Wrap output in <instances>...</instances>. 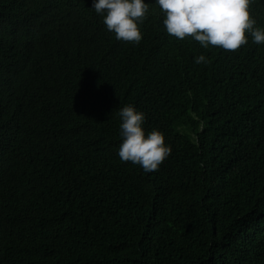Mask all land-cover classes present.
<instances>
[{"label":"trees","instance_id":"trees-1","mask_svg":"<svg viewBox=\"0 0 264 264\" xmlns=\"http://www.w3.org/2000/svg\"><path fill=\"white\" fill-rule=\"evenodd\" d=\"M250 14L264 29V0ZM98 21L0 0V264H264V44L157 54L147 25L136 45ZM143 82L172 150L153 172L118 155Z\"/></svg>","mask_w":264,"mask_h":264},{"label":"clouds","instance_id":"clouds-1","mask_svg":"<svg viewBox=\"0 0 264 264\" xmlns=\"http://www.w3.org/2000/svg\"><path fill=\"white\" fill-rule=\"evenodd\" d=\"M63 1V0H60ZM99 18L122 43L140 44L142 34L147 33L151 46L157 54L163 47L177 56H187L190 44L187 38L198 42L203 48L219 47L236 52L248 44L249 34L256 44H264V29L257 27V21L250 14L252 0H72ZM97 23V22H96ZM148 29L142 33L141 25ZM82 39V37H81ZM84 39V38H83ZM124 48V47H123ZM195 63H210L204 55ZM118 65V64H117ZM147 83H138L137 88L127 90L130 101L119 109L121 123L118 155L121 162L139 165L145 172L158 171L159 166L170 156L171 147L165 143L164 134L156 129L146 132L143 128L146 116L142 109L150 105L145 100ZM181 97L180 91L170 95ZM182 98V97H181ZM183 99V98H182ZM160 102L156 105H161ZM51 112L49 104H43ZM154 113V110L150 111ZM64 115V114H63ZM62 113L59 119L63 118ZM56 117V121L59 120ZM59 122V121H57ZM67 262L74 263L70 257ZM77 264V262H75Z\"/></svg>","mask_w":264,"mask_h":264},{"label":"bare ground","instance_id":"bare-ground-1","mask_svg":"<svg viewBox=\"0 0 264 264\" xmlns=\"http://www.w3.org/2000/svg\"><path fill=\"white\" fill-rule=\"evenodd\" d=\"M222 52V51H221ZM250 139V138H249ZM255 140V139H254ZM263 226V225H262ZM262 228V227H261Z\"/></svg>","mask_w":264,"mask_h":264}]
</instances>
